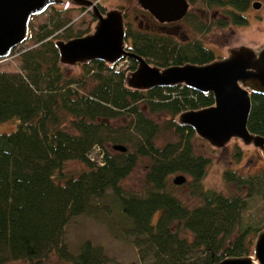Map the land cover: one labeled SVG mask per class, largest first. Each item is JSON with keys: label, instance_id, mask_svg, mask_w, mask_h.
<instances>
[{"label": "trees", "instance_id": "obj_1", "mask_svg": "<svg viewBox=\"0 0 264 264\" xmlns=\"http://www.w3.org/2000/svg\"><path fill=\"white\" fill-rule=\"evenodd\" d=\"M128 1V6L119 7L125 10L130 49L166 66L201 64L220 56L196 37L181 41L174 32L157 27L181 24L203 33L213 26L244 25L254 0H187L191 6L203 4L208 19L190 9L173 22H158ZM132 6L133 21L146 15L149 23L134 24L128 17ZM49 7L53 15L48 22L29 33L36 45L18 54L21 70H0V121L18 119L14 129L0 132V264H41L49 254L62 264L112 263L103 247L90 239L80 241L76 254L64 239L73 216L110 211L108 204L116 206L122 232L138 249L137 264H218L226 255L250 253L263 226L244 224L242 212L249 196L264 198V165L251 172L227 166L222 176L234 184L230 193L205 186L211 159L194 150L195 131L176 121L182 110L212 104V94L186 85L131 88L124 82L136 66L130 57L126 68L93 60L95 67L83 63L77 74L66 72L54 41L90 29L73 32L65 9ZM98 7L106 9L100 3ZM251 98L248 129L264 135V95ZM119 117L128 121L115 124L112 119ZM166 131L175 137L158 143ZM105 142H112L113 149L103 148ZM96 144L101 157L94 160L89 152ZM114 144L126 149H115ZM142 157L149 158L142 185L137 190L124 187L122 181ZM241 157L237 147L233 158ZM73 160L85 167L74 172L67 166ZM176 172L190 177L182 183L196 203L174 192L177 183L170 176ZM106 197L109 203L101 206Z\"/></svg>", "mask_w": 264, "mask_h": 264}, {"label": "water", "instance_id": "obj_2", "mask_svg": "<svg viewBox=\"0 0 264 264\" xmlns=\"http://www.w3.org/2000/svg\"><path fill=\"white\" fill-rule=\"evenodd\" d=\"M64 1L0 0V57L9 55L16 45L27 39L32 15ZM69 1L90 8L95 24L83 35L54 41L61 63L77 65L101 60L115 64L130 57L136 66L126 74L124 82L131 88L186 85L203 93L210 92L212 104L182 110L176 121L191 127L214 147H223L232 138H238L246 145L257 147L264 158V135L251 132L247 126L251 95H264V43L259 46L232 45L227 48L226 55L201 64L186 62L160 66L130 49L126 40L124 9L114 7L101 11L93 0ZM136 1L158 22L182 19L190 5L187 0ZM260 6V0L252 2V7ZM113 147L126 149L123 144H114ZM185 178L182 173L176 174L173 182L180 184ZM218 264H264V227L256 232L250 253L226 255Z\"/></svg>", "mask_w": 264, "mask_h": 264}, {"label": "rangeland", "instance_id": "obj_3", "mask_svg": "<svg viewBox=\"0 0 264 264\" xmlns=\"http://www.w3.org/2000/svg\"><path fill=\"white\" fill-rule=\"evenodd\" d=\"M261 1V6L258 8L250 7L245 14L247 15L249 21L244 25H228L224 28H219L213 26L210 30L203 33H196L184 25H161L157 29L161 31H171L174 32L179 40H190L193 37L200 39L205 45L211 47L214 52L221 56L227 54L226 50L229 46L246 43L252 46H259L264 43V0ZM107 9L119 7L121 4L128 6L130 2L128 0H100ZM133 5L141 8L136 0L132 1ZM57 7L65 9V15L69 18V26L73 32L79 30H86L88 27L92 30L95 19L93 18L91 11L86 10V7H81L72 4L69 1H65L61 4H55ZM120 8V7H119ZM194 10L197 13H201L203 18L208 19L206 8L203 4L189 5L188 10ZM133 6L129 10L128 17L132 19L134 24L140 22L142 25L145 22L149 23V19L146 15L142 17L134 18ZM53 15L50 7H48L44 12L36 14L30 19L29 33L37 31L42 23L48 22L49 18ZM139 24V23H138ZM140 25V24H139ZM141 25V26H142ZM184 26V28H183ZM59 30H55L56 33ZM55 39V38H53ZM35 40L33 38H27L22 45V49L26 47L35 46ZM89 66H96L92 61L87 62ZM130 64L128 58H124L121 61L114 64L115 68H126ZM63 66L68 73L77 74L82 70L81 64L72 65L65 64ZM0 70L6 71H20V58L18 56H11L8 58L0 57ZM92 82H88L90 86ZM115 120V121H114ZM115 124L121 125L125 124L128 120L127 118H116L112 119ZM18 119L13 117L4 121H0V132H8L16 127ZM175 135L171 132H165L161 136H158L157 142L163 143L167 139L174 138ZM194 150L200 154L208 156L211 160L207 166L206 175L203 179L205 186L213 187L215 189L221 190L223 192L230 193L234 188L233 183H227L224 181L222 173L227 166H232L238 168L242 172H251L258 170L262 165H264V158L260 150L253 145H246L238 138H232L223 147H214L210 145L206 140L201 138L196 134L193 139ZM239 147L242 151V157L239 160H234L233 153L236 148ZM103 148L113 149L112 142H105ZM100 147L96 144L92 147L89 152L91 158L98 159L101 157ZM149 160L147 157H142L136 164L135 168L131 173L122 181L124 187L129 189L137 190L143 183V176L146 169V162ZM69 169L74 172H78L83 169L85 165L80 161H70L67 163ZM182 172H176L171 174L170 180L176 175ZM187 181H190V177L183 173ZM174 192L184 201L189 204H194L198 199H193L190 195L189 187L187 183L175 184ZM101 206L104 203H109L106 197L100 200ZM108 204L107 211L98 213V215H86L78 214L73 216L66 225L64 239L68 250L72 254H76L77 247L83 239H90L94 244H99L103 247L104 252L113 259L110 264H121L133 262L135 264L139 263L138 249L132 243L131 236L124 234L123 223L121 221V215L117 213L116 206ZM111 206V207H109ZM242 220L244 224H250L252 226H263L264 227V198L259 195L249 196L247 199L246 208L242 212ZM125 230V229H124ZM255 238V237H254ZM253 247V245H252ZM42 261V262H41ZM41 264H62V260L59 259L54 254H49L47 257L41 259ZM17 264H30L23 260L16 261ZM37 264V262H34Z\"/></svg>", "mask_w": 264, "mask_h": 264}, {"label": "built area", "instance_id": "obj_4", "mask_svg": "<svg viewBox=\"0 0 264 264\" xmlns=\"http://www.w3.org/2000/svg\"><path fill=\"white\" fill-rule=\"evenodd\" d=\"M19 54V51L18 50H16L11 56H16V55H18ZM10 56V57H11Z\"/></svg>", "mask_w": 264, "mask_h": 264}, {"label": "flooded vegetation", "instance_id": "obj_5", "mask_svg": "<svg viewBox=\"0 0 264 264\" xmlns=\"http://www.w3.org/2000/svg\"><path fill=\"white\" fill-rule=\"evenodd\" d=\"M65 1H66V0H65ZM65 1H64V2H65ZM67 1H69V0H67ZM98 3H100V4H101L100 0L98 1ZM98 3H97V5H98ZM102 5H103V4H102ZM106 9H107V8H106ZM106 9H105V10H106ZM105 10H104V11H105Z\"/></svg>", "mask_w": 264, "mask_h": 264}]
</instances>
